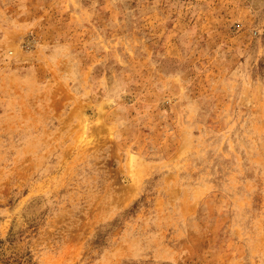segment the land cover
I'll use <instances>...</instances> for the list:
<instances>
[{"label":"rangeland","instance_id":"obj_1","mask_svg":"<svg viewBox=\"0 0 264 264\" xmlns=\"http://www.w3.org/2000/svg\"><path fill=\"white\" fill-rule=\"evenodd\" d=\"M0 264H264V0H0Z\"/></svg>","mask_w":264,"mask_h":264}]
</instances>
